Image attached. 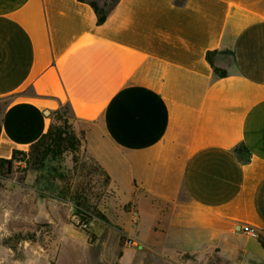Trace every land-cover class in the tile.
I'll return each mask as SVG.
<instances>
[{
  "label": "crops",
  "instance_id": "1",
  "mask_svg": "<svg viewBox=\"0 0 264 264\" xmlns=\"http://www.w3.org/2000/svg\"><path fill=\"white\" fill-rule=\"evenodd\" d=\"M63 105L111 196L93 244L59 196L38 198L57 264H134L166 246L264 264L242 230L264 234V0H120L101 26L79 0H0V158L27 152Z\"/></svg>",
  "mask_w": 264,
  "mask_h": 264
},
{
  "label": "rangeland",
  "instance_id": "2",
  "mask_svg": "<svg viewBox=\"0 0 264 264\" xmlns=\"http://www.w3.org/2000/svg\"><path fill=\"white\" fill-rule=\"evenodd\" d=\"M73 124L76 128L77 122ZM31 161L30 157L19 156L12 170L0 167V264H57L60 248L57 230L49 223L53 221L38 217L34 207L40 196H59L63 201L60 212L63 222L72 223L84 232L88 244L94 243V237L80 225L101 220L98 215L105 214L104 203L111 196L105 176L87 154L83 142L75 156L67 153L57 160L48 159L42 169H35ZM78 209L83 216L77 215ZM96 226L91 230L93 233ZM127 238L122 237V244ZM84 254L86 251L80 249V262H88V255L84 258ZM134 264L223 263L214 252L190 255L166 246L145 251Z\"/></svg>",
  "mask_w": 264,
  "mask_h": 264
},
{
  "label": "trees",
  "instance_id": "3",
  "mask_svg": "<svg viewBox=\"0 0 264 264\" xmlns=\"http://www.w3.org/2000/svg\"><path fill=\"white\" fill-rule=\"evenodd\" d=\"M79 1L90 5L97 16V24L101 26L106 23L111 11L118 5L120 0ZM217 53V51L208 52L207 60L212 65L214 73L220 78H225L228 75L227 71L214 66L212 61V57ZM73 121L76 120L70 106L63 105L60 110L56 112L54 121L46 134H44L36 143L32 144L27 152L16 150L13 152L11 159L7 160L0 158V167L7 166L9 171L12 170L13 165L18 160L19 156L30 157L32 160L31 162L34 163L35 169H42L45 167V162L48 159L57 160L67 153L73 154L75 156L78 150L82 147L84 137L83 133H77ZM236 152L244 157L245 155H243V153L246 154L247 149L244 145H240L238 148H236ZM97 166L100 168L98 164ZM100 170L105 176L106 184L109 185L110 177L101 168ZM81 211V209H78L77 215L83 216ZM98 217L102 221H107V218L104 214L99 213ZM83 219L86 220L85 218ZM259 242L264 248V234L260 235Z\"/></svg>",
  "mask_w": 264,
  "mask_h": 264
},
{
  "label": "built area",
  "instance_id": "4",
  "mask_svg": "<svg viewBox=\"0 0 264 264\" xmlns=\"http://www.w3.org/2000/svg\"><path fill=\"white\" fill-rule=\"evenodd\" d=\"M129 211L132 213V216H133L132 223L135 226L138 224V222H137L138 221V211L136 210L135 206H133V205L129 206ZM80 226L83 229H88V223L87 222H82ZM242 230L246 235H248L252 238L259 239V237L261 235V233L258 230L252 228L251 226H244L242 228ZM133 243L134 242H133L132 238H127L124 244L127 246H131V245H133Z\"/></svg>",
  "mask_w": 264,
  "mask_h": 264
},
{
  "label": "water",
  "instance_id": "5",
  "mask_svg": "<svg viewBox=\"0 0 264 264\" xmlns=\"http://www.w3.org/2000/svg\"><path fill=\"white\" fill-rule=\"evenodd\" d=\"M228 53V52H227Z\"/></svg>",
  "mask_w": 264,
  "mask_h": 264
}]
</instances>
